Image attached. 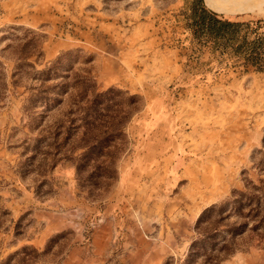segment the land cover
I'll return each mask as SVG.
<instances>
[{
    "label": "rangeland",
    "instance_id": "1",
    "mask_svg": "<svg viewBox=\"0 0 264 264\" xmlns=\"http://www.w3.org/2000/svg\"><path fill=\"white\" fill-rule=\"evenodd\" d=\"M189 2L0 0V264L58 234L32 264L178 261L204 209L264 178V73L193 41ZM69 51L47 85L89 70L98 92L139 97L118 179L99 198L39 140L74 117L64 96L50 111L37 104V70ZM243 246L222 264H264V237Z\"/></svg>",
    "mask_w": 264,
    "mask_h": 264
},
{
    "label": "trees",
    "instance_id": "2",
    "mask_svg": "<svg viewBox=\"0 0 264 264\" xmlns=\"http://www.w3.org/2000/svg\"><path fill=\"white\" fill-rule=\"evenodd\" d=\"M184 16L185 29L193 41L208 45L211 53L234 58L245 71L264 73L263 19L247 20L243 15L226 17L209 9L204 0H190ZM74 53L66 52L37 70V104L50 111L64 101L61 97L64 96L70 114L74 115L63 131L49 129L39 140L46 141L48 151L61 154L62 159L73 165L78 186L89 197L99 198L118 179L116 164L127 145L126 127L140 110L139 97L114 88L98 92L89 70L84 74L74 73L68 85H47L57 79L65 66L64 60ZM194 229L196 237L184 258L178 261L169 258L163 264H222L244 249L249 233L261 240L264 178L258 184H247L244 191L233 192L225 202L204 209ZM63 239L65 234L50 238L42 252L24 247L1 264H11L14 259L16 264L35 263L50 254Z\"/></svg>",
    "mask_w": 264,
    "mask_h": 264
},
{
    "label": "bare ground",
    "instance_id": "3",
    "mask_svg": "<svg viewBox=\"0 0 264 264\" xmlns=\"http://www.w3.org/2000/svg\"><path fill=\"white\" fill-rule=\"evenodd\" d=\"M206 5L219 13H255L264 15V1L256 0H205Z\"/></svg>",
    "mask_w": 264,
    "mask_h": 264
}]
</instances>
